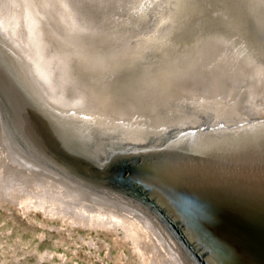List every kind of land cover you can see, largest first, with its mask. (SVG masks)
Segmentation results:
<instances>
[{
	"label": "water",
	"instance_id": "obj_1",
	"mask_svg": "<svg viewBox=\"0 0 264 264\" xmlns=\"http://www.w3.org/2000/svg\"><path fill=\"white\" fill-rule=\"evenodd\" d=\"M239 1L232 0L239 5L233 9L236 16L242 9ZM251 1H258V13L263 10L264 0ZM54 2L61 6L58 0ZM175 2L171 19L181 18L174 27L168 29L162 23L161 32V27L140 30L135 34L138 38L113 55H102V45L88 37L79 40L84 49L69 44H79L77 38L71 40V33L79 27L66 4L71 16L66 9L64 19L52 20L56 28L52 33L45 27L41 32L47 52V43L54 42L48 33L56 30L59 34L60 30L66 37L57 42L69 52L70 64L53 76L65 94L48 95L35 50L18 49L0 31V138L17 156L43 171L49 169L105 200L149 211L192 264H264V224L257 219L250 224V208L252 212L257 209L255 204L259 208L264 203V171L239 148L250 134L252 142L264 149V117L248 115L249 119L237 118L227 124L207 113L208 119L196 122L203 114L200 96L205 97L199 85L174 92L181 83H169L165 74L174 51L178 58L183 45L188 46H179L181 29L194 27L200 32L192 22L198 19L201 23L199 16L209 10L219 16L222 0ZM69 21L74 23L73 30L66 28ZM219 21V28L223 27L225 23ZM217 23L200 35V48H195L200 62L191 66L195 70L204 67L201 59L205 56L213 57L215 63L219 60ZM91 50L96 51L95 56L89 55ZM262 54V71L260 77L253 76L254 81L264 75ZM187 70L192 72L178 64L174 78ZM63 79L80 84L77 95L83 102L76 108L64 106L65 98L76 90L73 82L65 85ZM263 87L264 83L260 90ZM256 93L258 99L264 94L262 90ZM134 94L141 96L134 99ZM149 109L156 110L154 117L145 116ZM165 114L180 119L181 124L161 126L162 121L169 122ZM55 145L63 151L56 152ZM240 217L245 218L244 223L237 222Z\"/></svg>",
	"mask_w": 264,
	"mask_h": 264
},
{
	"label": "bare ground",
	"instance_id": "obj_2",
	"mask_svg": "<svg viewBox=\"0 0 264 264\" xmlns=\"http://www.w3.org/2000/svg\"><path fill=\"white\" fill-rule=\"evenodd\" d=\"M140 1L141 0H136V4ZM175 1L176 0H173V3H171L169 7L170 9L167 11V13H165L166 15L163 19L162 26H166L168 29L170 25L171 27H174L177 20L181 18L178 17L177 14V19L173 21L171 19V15L176 9ZM54 3V0H28V2L27 0H0V31L9 40H11L18 49L29 48L35 50L38 62L41 64L42 74L38 68L36 71L38 73L40 72L42 77L45 76V83L43 84L47 86L46 91L48 95H56L58 91L62 94H65L63 91H61L60 86L57 85V87L53 82V76L55 73H58L57 71L61 70L62 72L65 70V65L67 67V65L70 64V58L68 57L69 52L65 48L62 50V43L57 42V39H66V37L63 35L64 33L60 30L59 34H57L58 31L56 30L54 31V34H47L49 39H52L54 42L47 41L50 42L47 43L48 52L43 49V40H41V32L43 30L42 28H50V32L52 33L51 29H56L53 27L52 20H57L59 17L64 19L63 14L68 10L65 4V8H63V6H57ZM66 3L68 4V2ZM250 3L252 4L253 2L251 0L239 1L240 7H242V9L236 16L237 11L235 14L233 11L236 3L232 2L231 0L230 6L229 0H222L219 16L217 12L212 10H209L210 12L208 13L205 12L206 14L199 12L204 14L199 16V19L202 22L200 23L198 19L192 22L194 23L196 29L201 28L200 32H198V30L195 32L194 27L188 28L186 26L182 28L181 32L179 33V46L183 44H188V46L186 47V45H183V49L181 50V52H183L182 54H178V58L177 54L175 55L176 52L174 51L173 57H175L172 61H169L170 69H168L165 77L169 76V83L170 81L172 83L177 80L180 81L181 85L174 89V92L180 91V89L185 91L187 89L186 86L193 87L196 85V83L199 85V89L203 95H205V97L200 96L203 109L200 112L203 114L198 116L196 119L197 123H200L206 119L207 113H210L214 118H220L221 122L222 120H226L227 124H231L237 118L249 119L248 115H252L253 118L264 117V94L261 95L262 97L259 99L256 97V92H261L262 90L264 93V87L260 90L261 85L264 83V75L262 76V80H252L253 76L260 77L259 73L262 71L260 65L262 64L263 59L262 53H264V7L263 10L258 13V8H256L258 6V1L253 3L251 8ZM227 7L229 8L228 10ZM236 7L239 9V5ZM69 8L72 9L71 6ZM68 13L69 10L66 14L68 15ZM74 13H76L77 16L78 13L76 11H72V16L75 15ZM161 15L162 13H160V16ZM69 16H71L70 13ZM85 17L86 16H83L84 19H78L74 17L79 28H76L71 33V40L77 38L78 40L75 41L77 42L87 37L88 39H92L94 41L99 40V35H101L99 34L100 32L91 31V28L94 26L91 27L89 24L90 22H87ZM218 19L221 21L223 20L222 22L225 23L223 27L219 28L221 22ZM217 21L218 23L215 29L218 30L219 34L216 38V42L221 45V49L217 52V58L220 61L218 60L217 63H215L213 61V57L205 56L201 59V61L205 63L204 67H200V71L195 70L191 66L194 67V64L196 65L199 63L200 60H198V58L201 57L195 48H200L199 44L201 43V36L207 34L205 33L207 32L206 29H212ZM65 25L66 28L70 30L75 28L68 22L65 23ZM162 29L163 28L161 27L158 32H161ZM91 32H93V34ZM158 32L152 31V35L157 34L158 36ZM141 34L140 37L143 38L144 35L143 33ZM138 36H135L134 39L138 38ZM71 40H69L68 43ZM101 40L102 38L99 41ZM185 40L187 43H184ZM69 44L75 45L77 48H85V46L84 48L82 46L80 47V41L79 44ZM119 49L125 48L115 47L114 45L104 47L102 49V55L116 54ZM95 52V50H91L89 55L95 56V54H93ZM222 57L223 59H221ZM178 64L180 65V68H186L187 66L190 67L192 72L189 71V69L186 71V74L181 75L179 78H174L176 72L175 67ZM79 79L80 81L84 80L83 77ZM62 81L65 85L73 82L72 86L74 90H76L75 92L71 93L69 98H65L66 102L64 106L76 108L79 102H83L78 98L77 95V91L80 89V84L77 81L71 79L70 82L68 79H63ZM133 96L134 99H138L141 95L134 94ZM116 98L118 99L119 96ZM136 101L137 100H135V102ZM161 110L159 109V111ZM155 111H150L149 109L147 115L145 116L154 117ZM181 112L182 111H178V114H181ZM165 115L168 116L169 122L162 121L161 126L166 127L169 124L178 126V124H181L180 119H174V117L170 114ZM257 115L259 116L257 117ZM136 117L138 118L139 116ZM189 122L193 124L192 121ZM0 141V188L3 190H0L1 192L6 194L7 192L11 191L13 194H21L27 197V199H24L25 201L27 200L26 202L29 204H26L32 205L33 207L36 206V209H39L47 216L51 215V213H46L47 211L50 212L46 206H57L58 208H53L52 210L60 212L62 215L66 214L67 216H70V219H72L73 223L80 226H121L126 231V236L132 241L133 245H140L137 239V237H139L141 242L146 238L149 240V242L145 241V248L149 249V246L152 248H157L156 242L154 243L151 241L152 237L149 234V230L150 228L154 230V228H156L155 224L158 225V223L155 217L149 211H145L141 207H138V210L133 208L138 211H136V213L135 210L134 213L125 211L126 208L124 207H121L122 209H120L118 208L119 202L105 200L104 197L96 195L91 190L86 189L75 182L68 183V181L63 177H60V175L51 174L49 169H46V171L41 170L36 165L32 164L21 156H17L16 152H13L11 149L7 148V144L2 141V138H0ZM55 146H57L55 149L56 152L63 151L58 145ZM239 148L242 154L246 152V154L249 155L248 158L250 159V162L254 163L258 169L264 171V149L261 145H255L252 142L250 134L240 141ZM98 162L100 161L98 160ZM95 169L100 171L102 168L95 167ZM252 172L253 176L257 174V172L253 169ZM259 195L263 194L260 193ZM262 205L263 206L258 208V204H255L257 209L252 212L250 208V224L256 221V219L264 224V203ZM65 209L86 212L88 213V216L80 213H78L79 216H72V214L67 213ZM128 209L130 210V208ZM89 213H91L93 216H90ZM141 213H145L144 215H146V217L149 219H147L149 221V229L146 225L142 224L139 219H137V216L142 215ZM258 216L259 218H256ZM242 221L244 223L245 218L240 217L238 218L237 222ZM118 222L122 223L124 226L120 225ZM140 225H142V227ZM158 227L161 230L159 225ZM173 245L175 246L173 253L176 255L174 258L171 255V258L167 264H179L180 261H182L183 264H192L189 262L190 259L188 260V256L185 255V253L180 249L178 250L176 248L177 245ZM173 259H175V261Z\"/></svg>",
	"mask_w": 264,
	"mask_h": 264
},
{
	"label": "rangeland",
	"instance_id": "obj_3",
	"mask_svg": "<svg viewBox=\"0 0 264 264\" xmlns=\"http://www.w3.org/2000/svg\"><path fill=\"white\" fill-rule=\"evenodd\" d=\"M58 1L61 6L68 2L70 11L78 13L77 16L74 13V17L86 16L87 22L94 26L90 27L91 31L101 34L99 40L102 38V42L95 40V45H102L101 49L113 45L127 47L140 30L158 29L173 3V0H141L137 4L136 0ZM69 22L74 26L72 21ZM24 198L27 199L11 191L6 194L0 191V264H167L171 255L173 258L176 255L173 253L174 241L167 229L156 220L161 230L157 224L152 230L145 213H139L137 219L150 228L151 241L156 242L157 248H145V241L149 242L147 238L141 242L137 237L140 245H133L121 226L74 224L70 216L52 210L57 206H46L50 210L46 213L54 215L47 216L36 206L28 205ZM118 205L131 213L138 210ZM65 210L72 216H79L78 213L88 216L86 212ZM179 264H183L182 261Z\"/></svg>",
	"mask_w": 264,
	"mask_h": 264
}]
</instances>
